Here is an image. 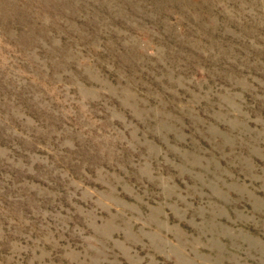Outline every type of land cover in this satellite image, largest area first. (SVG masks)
Instances as JSON below:
<instances>
[{"label":"rangeland","instance_id":"374dc122","mask_svg":"<svg viewBox=\"0 0 264 264\" xmlns=\"http://www.w3.org/2000/svg\"><path fill=\"white\" fill-rule=\"evenodd\" d=\"M0 264H264V0H0Z\"/></svg>","mask_w":264,"mask_h":264}]
</instances>
